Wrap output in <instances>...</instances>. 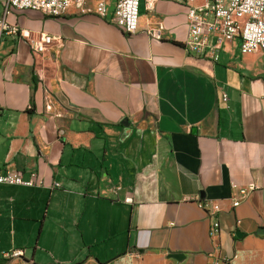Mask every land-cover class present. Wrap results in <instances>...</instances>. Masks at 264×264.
Here are the masks:
<instances>
[{"label": "crops", "instance_id": "obj_1", "mask_svg": "<svg viewBox=\"0 0 264 264\" xmlns=\"http://www.w3.org/2000/svg\"><path fill=\"white\" fill-rule=\"evenodd\" d=\"M204 2L141 0L133 34L74 6L11 11L58 40L1 37L0 168L43 184L0 183V264H227L263 246L264 52L187 51Z\"/></svg>", "mask_w": 264, "mask_h": 264}, {"label": "built area", "instance_id": "obj_2", "mask_svg": "<svg viewBox=\"0 0 264 264\" xmlns=\"http://www.w3.org/2000/svg\"><path fill=\"white\" fill-rule=\"evenodd\" d=\"M157 1L159 0H145L146 9L152 11ZM0 4L3 6L0 41L4 33L25 38L35 53L46 51L58 37L47 33L33 37L29 29L8 21L7 17L12 10H36L48 16H61L67 14L70 7L74 6L79 13L95 11L102 17L108 16L126 33L133 34L139 28L141 0H97L95 7L92 6V0H0ZM111 4L112 10L109 11ZM188 19L189 28L184 46L190 53L218 61L223 45L235 39H239L242 53L258 50L264 52V0H205L199 6L191 5ZM223 100H228L226 94H223ZM0 183L32 187L42 185L43 180L35 171L25 178L20 171L0 168ZM249 191L248 187L240 188L238 195L233 198V206L240 205ZM219 227V221H214L210 230L212 236L219 233ZM22 256L23 250L18 248L5 252L7 258Z\"/></svg>", "mask_w": 264, "mask_h": 264}, {"label": "rangeland", "instance_id": "obj_3", "mask_svg": "<svg viewBox=\"0 0 264 264\" xmlns=\"http://www.w3.org/2000/svg\"><path fill=\"white\" fill-rule=\"evenodd\" d=\"M227 264H264V244L261 248L247 250L233 256Z\"/></svg>", "mask_w": 264, "mask_h": 264}, {"label": "water", "instance_id": "obj_4", "mask_svg": "<svg viewBox=\"0 0 264 264\" xmlns=\"http://www.w3.org/2000/svg\"><path fill=\"white\" fill-rule=\"evenodd\" d=\"M259 233L264 234V227L259 229ZM236 234L239 238H243V236H244L243 232H240V231H237ZM169 257H173L177 260H183L185 258V254H183V253H171L169 255Z\"/></svg>", "mask_w": 264, "mask_h": 264}]
</instances>
